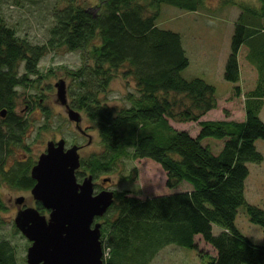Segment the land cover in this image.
Segmentation results:
<instances>
[{"label": "trees", "instance_id": "16d2710c", "mask_svg": "<svg viewBox=\"0 0 264 264\" xmlns=\"http://www.w3.org/2000/svg\"><path fill=\"white\" fill-rule=\"evenodd\" d=\"M24 1L39 0H15ZM233 3L241 13L235 19L224 80L234 84V96L243 94L242 51L257 72L256 85L244 94V120L206 117L217 106V86L185 75L190 57L182 33L159 25L164 5L196 12L205 0H99L94 6L67 0L54 10L42 44L21 36L0 12V211L6 208L2 187L27 191L35 185L31 170L36 159L29 155L33 123L18 111L20 89L30 90L47 79L51 73L40 68L42 59L65 47L87 55L79 69L67 70L72 78L68 100L87 115L102 144L83 158L84 172L78 178L85 171L98 178L118 171L128 158H147L163 167L167 187L174 190L146 199L128 190L114 191L115 201L101 223L105 264H151L172 245L198 250L196 236L216 253L208 254L205 264H264V236L257 239L238 226L244 207L264 235V207L247 197L251 164L264 161L258 144L264 141V0ZM118 74L135 83L138 95L130 97V106L111 107L101 98ZM39 91L26 103L29 110L40 106L43 130L53 116ZM171 121L196 122L198 135L175 129ZM209 139L223 142L218 151L211 142L205 144ZM23 154L27 156L19 157ZM184 184L187 189L180 190ZM37 206L44 214L45 208ZM0 264H23L7 238L0 240Z\"/></svg>", "mask_w": 264, "mask_h": 264}, {"label": "rangeland", "instance_id": "374dc122", "mask_svg": "<svg viewBox=\"0 0 264 264\" xmlns=\"http://www.w3.org/2000/svg\"><path fill=\"white\" fill-rule=\"evenodd\" d=\"M76 1L92 6L99 2V0ZM232 1L241 3L253 2L254 0H231V3L223 0H205L203 8L196 12H188L178 7L164 5L159 18L160 27L180 31L184 37V43L190 57V65L186 69L185 75L187 77H203L217 86L218 103L216 108L209 112L208 117L210 118L207 117L212 120L245 118V96L243 94L234 96V84L227 83L224 80V68L235 29V19L241 13L238 5H235ZM66 2L67 0H39L33 3L25 1L16 3L15 0H0V12L21 36L28 38L32 43L42 44L48 39V29L53 22L52 14L54 10ZM244 53L245 51H242L240 57L242 60V73L240 74L239 86H241V91L245 93L246 88L255 85L257 76L254 68L244 60ZM86 57L87 55L84 53L83 56L82 51H68L65 47L51 50L46 53L40 65L44 72L51 73L50 76L47 79H41L39 83H34L35 88L30 90L20 89L21 96L19 97L18 111H21V114L30 121L29 125L33 123L30 127L32 129L29 133L30 138L28 137L31 142L34 141L32 151L29 153L32 159L37 160L39 158L40 154L45 151L49 141L60 140L61 138L66 139L67 147L73 144H82L83 150L80 151L82 158H86L101 149L102 144L99 133L90 123L87 115L81 111L83 118L81 126L92 137L91 143H89V136L82 135L76 128V124L69 120L66 108L57 99L55 83L62 78L65 79L68 93L72 78L68 75L67 70L79 69L84 65ZM38 88L41 90L39 92L42 95L43 106L49 107L53 116L51 126L43 130L41 126L44 124V115L40 106L29 110L26 103L28 98H34H30V94L37 96ZM137 95L138 91L134 81L125 79L118 74L110 82L107 91L101 94V98L108 106L120 108L130 106V97ZM171 124L175 129L186 130L194 137L198 135L200 130L198 124L193 121H171ZM206 143L210 144L215 151H218L223 144L222 141L210 139L205 140ZM259 148L264 153L263 140L259 141ZM26 156V154H23L19 157L25 158ZM87 175L90 174L85 171L83 176ZM83 179L84 177L79 181ZM94 184L97 191L105 189L128 190L132 195L141 199L174 192V190L167 187V173L163 167L147 158H128L121 163L118 171L94 178ZM179 189H187V184L182 185ZM1 192L6 208L0 211V240L3 238L11 240L20 261L23 264H28L26 256L31 242L19 230L17 233L13 227L15 216L21 208V205L16 203V199L20 196L26 198L22 207L37 208V201L31 190L18 191L4 186ZM247 197L251 203L261 208L264 207V161L261 164H251V172L247 181ZM241 208L238 218L240 230L247 235H253L257 239H263L264 235L261 227L253 224L246 214V209ZM44 214L48 217L49 211L45 210ZM103 217L98 218L97 221L102 223ZM195 240L198 243L199 251L172 245L160 251L151 264H205L208 261L206 256L208 254L215 255L216 253L201 236H196Z\"/></svg>", "mask_w": 264, "mask_h": 264}, {"label": "water", "instance_id": "95a60500", "mask_svg": "<svg viewBox=\"0 0 264 264\" xmlns=\"http://www.w3.org/2000/svg\"><path fill=\"white\" fill-rule=\"evenodd\" d=\"M55 86L69 120L86 133L81 126L82 113L69 103L65 79ZM1 114L5 116L6 111ZM88 136L91 143L92 137ZM80 149L77 144L67 147L64 138L51 140L32 169L35 185L31 193L49 211L48 217L36 207H22L24 196L16 199L21 208L15 216V226L31 242L28 264H105L102 224L97 219L112 206L115 192L96 191L93 175L79 181Z\"/></svg>", "mask_w": 264, "mask_h": 264}, {"label": "crops", "instance_id": "0c3cea01", "mask_svg": "<svg viewBox=\"0 0 264 264\" xmlns=\"http://www.w3.org/2000/svg\"><path fill=\"white\" fill-rule=\"evenodd\" d=\"M255 73H256V76H257V72L255 71ZM227 82V81H226ZM227 83H229V82H227ZM255 85H256V83H255ZM254 85V86H255ZM254 86H252V87H249V88H246L245 90L247 91V90H249V89H252ZM230 91H231V88H230ZM246 91H245V93H246ZM244 92H243V96H245L244 94H245ZM218 98H219V96H218ZM245 98V97H244ZM244 105H245V103H244ZM244 111H245V107H244ZM209 113V112H208ZM207 113V115H206V117H208L209 115H210V113L208 114ZM260 117L264 120V107H263V109H262V111H261V113H260ZM208 118H210V117H208ZM242 120H244V119H242ZM259 144V143H258Z\"/></svg>", "mask_w": 264, "mask_h": 264}, {"label": "flooded vegetation", "instance_id": "af4514ba", "mask_svg": "<svg viewBox=\"0 0 264 264\" xmlns=\"http://www.w3.org/2000/svg\"><path fill=\"white\" fill-rule=\"evenodd\" d=\"M81 132V131H80ZM81 134L83 135H90L87 131H86V133H83V132H81ZM74 145V144H73ZM78 145V144H77ZM67 146V145H66ZM72 146V145H71ZM79 146H81V149H80V151L81 150H83V145L81 144V145H79ZM70 147V146H69ZM47 148V147H46ZM46 152V149H45V151L44 152H42L41 154H40V156L43 154V153H45ZM80 155H81V153H80ZM39 156V157H40ZM39 159V158H38ZM38 159L36 160V163H35V165L37 164V161H38ZM82 160H83V158H82V156H81V162H82ZM34 165V166H35ZM80 170H81V168H80ZM80 170H79V172H80ZM79 172L77 173V177H78V174H79ZM79 179V178H78ZM80 180V179H79ZM103 189H105V188H103ZM46 210V209H45ZM46 211H48V210H46Z\"/></svg>", "mask_w": 264, "mask_h": 264}, {"label": "bare ground", "instance_id": "6f19581e", "mask_svg": "<svg viewBox=\"0 0 264 264\" xmlns=\"http://www.w3.org/2000/svg\"><path fill=\"white\" fill-rule=\"evenodd\" d=\"M38 162V161H37ZM34 167V166H33ZM33 169V168H32ZM31 173H32V170H31ZM32 190V189H31ZM97 191V190H96ZM29 248V247H28ZM27 251H28V249H27ZM26 258H27V256H26Z\"/></svg>", "mask_w": 264, "mask_h": 264}]
</instances>
